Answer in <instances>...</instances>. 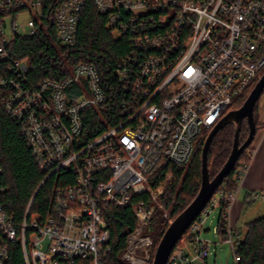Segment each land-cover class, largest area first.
Here are the masks:
<instances>
[{
  "label": "built area",
  "instance_id": "built-area-1",
  "mask_svg": "<svg viewBox=\"0 0 264 264\" xmlns=\"http://www.w3.org/2000/svg\"><path fill=\"white\" fill-rule=\"evenodd\" d=\"M86 1L53 0L48 17L45 0H0V59L8 61L14 76L0 79V104L21 125L39 169L47 174L45 181L60 170L76 178L57 189L44 218L36 213L29 218V205L17 226L0 204V264H9L16 242L27 264H75L79 259L107 264L106 205L130 206L136 219L121 261L153 264L152 221L164 209L163 178L173 165L190 167L206 135L264 75V0H92L114 37L128 42L115 72L117 89H109L98 67L88 63L77 65L65 81L25 86L29 65L12 60L9 46L17 37L48 30L44 22L52 19L60 43L74 47ZM23 15L27 21L19 25ZM93 110L104 121L102 132L81 145L84 117ZM249 169L250 164L239 168L232 191L212 196L167 264L207 261L217 244L200 235L212 211L223 204L226 228L221 236L218 222L215 234L240 263L243 237L227 224V212ZM2 175L0 165V195L5 192Z\"/></svg>",
  "mask_w": 264,
  "mask_h": 264
},
{
  "label": "trees",
  "instance_id": "trees-1",
  "mask_svg": "<svg viewBox=\"0 0 264 264\" xmlns=\"http://www.w3.org/2000/svg\"><path fill=\"white\" fill-rule=\"evenodd\" d=\"M51 2L45 0L44 10L48 17H52ZM52 10V11H51ZM49 19V18H48ZM45 20L44 25L48 30L40 29L36 35L17 37L8 48L12 60H27L30 72L25 86L37 88L45 81L61 82L72 76V70L79 64H94L98 67L103 80L110 83V88L117 89L115 75L117 65L128 53L126 39L118 40L108 28L107 20L100 15L92 0H87L81 14L78 26L77 44L74 47L62 45L56 35L54 22ZM8 61L0 59V79H10L14 76L7 69ZM257 81L242 99L235 102L230 111L240 109L248 99L250 93L258 84ZM254 111L257 133L263 128L259 123L258 103ZM85 133L81 145L96 138L101 132L104 121L97 111H89L84 117ZM21 125L0 104V165L3 169L2 187L5 192L0 195V204L10 217H14L17 226L22 225L26 219L27 209L31 205L32 213L46 217L52 206L58 188L73 185L76 181L72 171L60 170L52 174L46 181V175L38 167L32 151L21 135ZM210 135L207 134L199 147L188 169L171 166L163 178L165 185L164 209L157 210L152 221V236L156 250L160 240L170 227L171 223L194 201L198 196L202 183L203 148ZM257 135V134H256ZM249 136V127L243 123L240 132L242 145ZM256 138V137H255ZM235 140V125H227L214 138L209 155L208 168L210 178L213 180L225 166L233 150ZM253 144L244 152L236 164V168L228 175L223 185L218 189L232 191L236 186L235 177L239 168L244 164H251L249 151H254ZM170 178V181H169ZM255 194V193H254ZM249 193L246 203L251 200L252 206L255 196ZM172 210V220L166 222L164 211ZM227 205L223 204L218 218L220 235H224L226 221L222 214ZM104 218L109 223L111 233L110 247L107 264H127L121 261V256L126 250L129 232L136 227V219L132 208L128 206L119 209L113 205L104 207ZM242 242L238 255L241 258L238 264H264V217L246 224L245 232H241ZM29 252V249H28ZM90 260L79 259L75 264H90ZM9 264H27L24 250L20 242L10 247Z\"/></svg>",
  "mask_w": 264,
  "mask_h": 264
},
{
  "label": "water",
  "instance_id": "water-1",
  "mask_svg": "<svg viewBox=\"0 0 264 264\" xmlns=\"http://www.w3.org/2000/svg\"><path fill=\"white\" fill-rule=\"evenodd\" d=\"M264 93V75L250 93L248 99L243 106L228 113L222 121L213 129L208 136L204 148H203V160H202V183L198 196L194 201L171 223L170 227L164 234L162 240L157 247L153 264H167L172 255L173 249L186 234L188 229L201 215L206 206L209 204L218 191L223 185L228 175L236 168V164L239 161L241 155L248 150L253 144L254 138L256 137V123L254 119V111L256 104L259 102L261 96ZM246 122L249 127V136L246 141L240 144V132L243 123ZM227 125H235V140L233 143V150L230 153V157L226 162L225 166L212 180L210 178L208 168V155L211 144L215 136L224 129Z\"/></svg>",
  "mask_w": 264,
  "mask_h": 264
},
{
  "label": "rangeland",
  "instance_id": "rangeland-1",
  "mask_svg": "<svg viewBox=\"0 0 264 264\" xmlns=\"http://www.w3.org/2000/svg\"><path fill=\"white\" fill-rule=\"evenodd\" d=\"M27 16L23 15L19 18L18 23L19 25H24L27 21ZM258 117L259 121L264 123V93L261 96L259 102H258ZM264 127L259 130V132L256 135L255 142L253 145L254 151H252L253 156L251 163V166L255 162L256 165L254 166V170L259 171V174L261 175L264 170ZM254 158V159H253ZM263 176V175H262ZM264 186L261 185V187H258L257 190H255V202L252 206H249L247 203L244 207L243 214L238 220V228L241 230V232H245L246 224L255 221L256 219L264 217ZM248 191L242 189L240 192V195L237 196L239 201H244V193ZM172 210L171 207L169 210L164 211V219L166 222H170L172 220ZM166 216V217H165ZM219 217V210H213L212 214L209 216L208 221L206 225L204 226L203 233L200 235L201 239L207 240L212 243H216V248L212 250V255L208 259V264H235L234 255L231 252V246L224 243L222 241V237L218 234H215V230L217 227ZM48 242L44 245L45 249L47 250Z\"/></svg>",
  "mask_w": 264,
  "mask_h": 264
},
{
  "label": "crops",
  "instance_id": "crops-1",
  "mask_svg": "<svg viewBox=\"0 0 264 264\" xmlns=\"http://www.w3.org/2000/svg\"><path fill=\"white\" fill-rule=\"evenodd\" d=\"M252 162H253V160H252ZM255 165H256L255 162L253 163L252 166L250 164L249 172H248L247 176L245 177V180H244L243 185L241 187V190L244 189L248 192L250 191L249 193H253V194H254L255 190L258 189V187H261V185L264 186V170H263V173L260 175L259 171L254 170ZM241 190H240V192H241ZM249 193H247V192L244 193L245 194L243 197L244 201L243 200L239 201L237 198L236 201L231 205V207L228 209V212H227V216H228V223L227 224L229 226H231L232 229H234L240 233H241V230L238 228V220L243 214V210H244V207L246 205V197L248 196ZM239 195H240V193H239ZM219 215H220V210H219ZM214 247L216 248V246H214ZM214 247L212 248V250L214 249ZM208 259L203 264H208Z\"/></svg>",
  "mask_w": 264,
  "mask_h": 264
},
{
  "label": "bare ground",
  "instance_id": "bare-ground-1",
  "mask_svg": "<svg viewBox=\"0 0 264 264\" xmlns=\"http://www.w3.org/2000/svg\"><path fill=\"white\" fill-rule=\"evenodd\" d=\"M157 251V250H156Z\"/></svg>",
  "mask_w": 264,
  "mask_h": 264
}]
</instances>
